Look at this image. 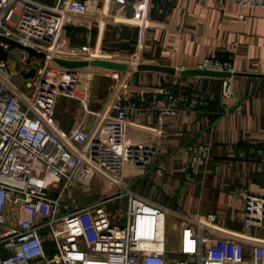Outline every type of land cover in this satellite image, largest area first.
<instances>
[{"label":"built area","instance_id":"1","mask_svg":"<svg viewBox=\"0 0 264 264\" xmlns=\"http://www.w3.org/2000/svg\"><path fill=\"white\" fill-rule=\"evenodd\" d=\"M264 7V0H227ZM87 11L83 0L48 5L38 0H0V35L44 52V59L0 60V264H168L166 213L179 217L177 257L173 264H264V241L249 237L250 227H264V192L243 193L244 230L226 240L212 236L215 214L204 217L174 211L128 187L153 148L131 142L127 122L137 106L132 99L113 101L114 116L92 133L79 124L67 136L53 119L59 98L81 101L79 69L51 61L59 30ZM4 48L7 45L0 42ZM35 68L23 78L20 70ZM195 68L229 72L232 63L203 57ZM231 76L221 79V93L232 94ZM17 79L23 88L17 86ZM153 94L148 108L160 116L189 107L197 94L174 95L168 85ZM115 192L80 206L61 201L72 186L88 189L95 180ZM62 180L59 186L58 182ZM126 197L125 211L107 204ZM252 245L250 256L245 255Z\"/></svg>","mask_w":264,"mask_h":264},{"label":"crops","instance_id":"2","mask_svg":"<svg viewBox=\"0 0 264 264\" xmlns=\"http://www.w3.org/2000/svg\"><path fill=\"white\" fill-rule=\"evenodd\" d=\"M38 1L56 6L66 0ZM83 1L86 13L60 28L55 56L175 68H194L203 57L215 56L232 63V94L222 95L221 78L216 77L88 66L79 69L81 101L67 103L61 97L56 103L53 119L60 132L67 136L80 124L92 133L100 121L114 116L113 101L132 99L137 109L129 115L127 137L153 151L139 172L127 177V185L174 211L215 214L212 236L217 239L240 234L243 193L264 192V7L227 0ZM95 73L112 83L102 103L89 104L90 90L81 84L94 80ZM163 85L176 96L196 93L197 101L185 108L178 103L176 114L160 116L148 103L153 94L159 97ZM92 186H107L108 194L115 191L100 179ZM168 217L174 218L179 236V217L172 211ZM247 233L264 241V227H250ZM177 250L167 248L168 264ZM251 253L247 244L245 255Z\"/></svg>","mask_w":264,"mask_h":264},{"label":"water","instance_id":"3","mask_svg":"<svg viewBox=\"0 0 264 264\" xmlns=\"http://www.w3.org/2000/svg\"><path fill=\"white\" fill-rule=\"evenodd\" d=\"M0 42H3L7 45V48H4L0 43V60L3 62L7 61L8 52L11 51L12 49H17L22 51V53L26 55L27 63H29L32 58L44 59L47 57V55L44 52L37 51L29 46H24L2 35H0ZM50 59L57 66L67 70H76L91 66V67L103 68L114 71H127L129 69H134L137 71H154V72H160L163 74L179 76V77L205 76V77H216L222 79L231 76L229 72L203 70L195 67L175 68L172 66H165V65L153 64V63L130 64L127 62H121V61L104 59V58L73 59V58H62L59 56H52ZM34 72H35V68L33 66H30L27 71L20 70L19 74L23 78H30L34 75Z\"/></svg>","mask_w":264,"mask_h":264},{"label":"rangeland","instance_id":"4","mask_svg":"<svg viewBox=\"0 0 264 264\" xmlns=\"http://www.w3.org/2000/svg\"><path fill=\"white\" fill-rule=\"evenodd\" d=\"M23 53L20 50H14L13 54H10V58L14 60H20ZM95 79L93 80L87 78L83 80L81 86L84 90L88 88L90 90L89 99L91 96V101L89 104H100L103 102V98L107 95L108 89H110V85L112 80L110 77H104L101 74L95 73ZM87 89V90H88ZM86 93V92H85ZM80 94V92H79ZM104 96V97H103ZM82 99V98H81ZM71 99H68L67 103H71ZM76 102V100H74ZM72 101V103L74 102ZM84 101V98H83ZM74 102V103H75ZM82 103V102H81ZM85 104V102H84ZM90 107V105H89ZM133 189V186H128ZM145 187V186H144ZM107 189V186H90L88 189H78L77 187L72 186L68 192L65 193L64 199L61 201L62 210H64V205L70 206H80L87 202L93 201L99 197H106L110 194H113L115 191L111 190L110 194ZM134 190V189H133ZM108 209L112 211V213L120 214L125 211L126 206V197H123L119 200H114L107 204ZM166 238H167V248L174 249L178 246V226L176 225L173 217H168L166 220Z\"/></svg>","mask_w":264,"mask_h":264}]
</instances>
